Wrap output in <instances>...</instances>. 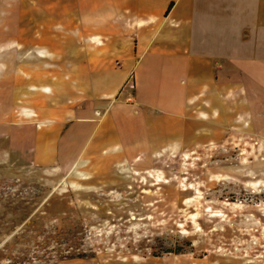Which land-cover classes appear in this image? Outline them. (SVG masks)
I'll use <instances>...</instances> for the list:
<instances>
[{
	"label": "rangeland",
	"instance_id": "1",
	"mask_svg": "<svg viewBox=\"0 0 264 264\" xmlns=\"http://www.w3.org/2000/svg\"><path fill=\"white\" fill-rule=\"evenodd\" d=\"M169 1L149 0L159 18L145 31L162 28ZM24 2L0 0V264H264V101L204 91L181 116L151 115L134 147L121 128L115 143L64 164L57 149L10 151L9 130L17 148L34 149L50 108L66 123L74 109L99 122L115 101L124 118L135 104L134 70L103 101L82 94L72 105L70 90L64 107L45 95L42 80L69 77L52 69L71 59L46 49L62 27L39 0Z\"/></svg>",
	"mask_w": 264,
	"mask_h": 264
},
{
	"label": "crops",
	"instance_id": "2",
	"mask_svg": "<svg viewBox=\"0 0 264 264\" xmlns=\"http://www.w3.org/2000/svg\"><path fill=\"white\" fill-rule=\"evenodd\" d=\"M38 4L44 17L62 27L54 34L58 44L46 49L71 59L69 66L52 69L69 77L42 80L48 85L42 86L45 95L56 97V105L64 107L65 91L70 90L72 105L83 103L82 94L103 101L115 97L134 70L135 104L126 106L130 113L124 118L117 112L120 102L115 101L99 122L92 112L74 109L66 123L59 109L50 108L38 115L41 124L35 145H30L34 149L17 148L9 130L10 151L44 159L57 149L64 164L72 154L115 143L119 138L115 132L121 128L128 132L126 145L134 147L147 139L151 115L181 116L191 98L204 91L222 94V102L227 92L236 100L244 98V105L264 101V0H170L166 23L152 33L145 30L159 16L149 0H39ZM115 58L121 60L120 67L109 63ZM52 84L60 92L51 95Z\"/></svg>",
	"mask_w": 264,
	"mask_h": 264
},
{
	"label": "trees",
	"instance_id": "3",
	"mask_svg": "<svg viewBox=\"0 0 264 264\" xmlns=\"http://www.w3.org/2000/svg\"><path fill=\"white\" fill-rule=\"evenodd\" d=\"M172 4H173V3H170V7H171Z\"/></svg>",
	"mask_w": 264,
	"mask_h": 264
}]
</instances>
